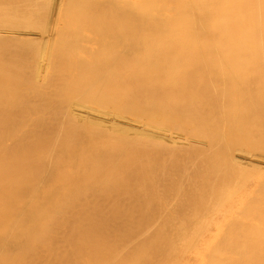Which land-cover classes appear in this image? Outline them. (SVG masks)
<instances>
[{
	"label": "bare ground",
	"instance_id": "1",
	"mask_svg": "<svg viewBox=\"0 0 264 264\" xmlns=\"http://www.w3.org/2000/svg\"><path fill=\"white\" fill-rule=\"evenodd\" d=\"M0 39V264H264V0H0Z\"/></svg>",
	"mask_w": 264,
	"mask_h": 264
},
{
	"label": "rangeland",
	"instance_id": "2",
	"mask_svg": "<svg viewBox=\"0 0 264 264\" xmlns=\"http://www.w3.org/2000/svg\"><path fill=\"white\" fill-rule=\"evenodd\" d=\"M87 30H88V29H87ZM88 31H90V32L85 31V32H83V34L85 33V35L87 34L88 37H90V36L92 37V35H94V34H93V31L90 30V29H89ZM91 32H92V33H91ZM91 34H92V35H91ZM65 35H67V33H65ZM85 35H83V36H85ZM5 36H7L6 38H7L8 41L10 40L9 38H11V36H12V38H13V35L10 36V34H9V35H5ZM8 36H9V37H8ZM14 37H15V36H14ZM3 38H4L3 41L6 40L5 37H3ZM12 38H11V39H12ZM92 38H94V36H93ZM95 38H96V36H95ZM95 38H94V39H95ZM13 39H14V38H13ZM13 39H12V40H13ZM23 39H24V40H23ZM0 40H1V39H0ZM12 40H10L9 42L5 41V43H6V42H7V43H10V42H11V43H16V42H18V44H19V41H20L21 39H15L14 42H12ZM17 40H18V41H17ZM25 40H26L25 38H22V42L25 43L26 41H28V39H27L26 41H25ZM15 41H16V42H15ZM0 42H2V41H0ZM2 43H3V42H2ZM5 43H3V44L5 45ZM7 43H6V44H7ZM21 44L23 45V43H21ZM21 44H20L19 46H21ZM26 44H27V46H25L26 49H30V47L32 48V46H33L34 44H35L36 47H37V44L34 43V42H32V44H31V42H30V44H31L32 46H31L29 43H27V42H26ZM28 44H29V46H28ZM83 44H84V45H87V46H90V47H93V46L96 47V45H93V44L91 45V44H87V43H82L81 46H83ZM0 45H1V44H0ZM15 45H16V44H15ZM35 45H34V47H35ZM23 46H24V45H23ZM23 46H22V47H23ZM36 47H35V50H36ZM55 48L57 49V45H56V46L54 45V49H55ZM33 49H34V48H33ZM56 51H57V50H56ZM56 51H55V52H56ZM56 53H57V52H56ZM33 58H34V57H33ZM35 59H36V58H35ZM35 59H34V60H35ZM33 62H36V60L33 61ZM46 62H47V65H48V63H49L48 59H46ZM29 63H30V62H29ZM33 64L35 65V63H32V62H31L30 65H29L30 67H27L28 62H27L26 64H24V68H25V69L23 70V74H26V73H27V74H33V75H34L35 71H34L33 68H32V67H34ZM25 66L27 67V69H26ZM31 66H32V67H31ZM48 66H49V65H48ZM29 68H30V69L32 68V69L30 70ZM46 68H47V67H46ZM47 69H48V70H46L47 72H49V73L52 72L51 70H49V69H51L50 67L47 68ZM28 70H30V71H28ZM32 70H33L34 72H32ZM24 71H26V72L24 73ZM28 72H29V73H28ZM50 74H51V73H50ZM50 74H49V75H50ZM41 80H42V81H41ZM41 80L39 79V81H40V82H38L39 86H38V84H37L36 86H33V85H29V84H27V85H23V86H22V89H23V90L26 89L25 91H27L28 86H29V88L32 86L33 88H36V89H38V90L40 91V90L44 87V86H43L44 81H43V79H41ZM25 86H26V87H25ZM45 86H46V85H45ZM23 87H25V88H23ZM32 87H31L30 89H32ZM45 88H46V87L43 88L45 91H46V90H47V91H50V89H49L48 87H47V88H48L49 90H48V89H45ZM50 88H51V87H50ZM30 89H29V92L31 93V91H32V93L34 94V91H35V90H33V89L30 90ZM44 90H42V91L44 92ZM42 91H41V92H42ZM52 91H53V90H52ZM27 92H28V91H27ZM29 92H28V93H29ZM50 92H51V91H50ZM50 92H49V94H51ZM46 93H47V92H46ZM46 93L44 92V94H43V93H41V94L46 95ZM36 94H37V93H35L34 96H35ZM47 94H48V93H47ZM49 94H48V95H49ZM29 97L31 98V97H33V95L31 94V96L29 95ZM38 97H39V96H38V94H37V98H38ZM33 98H34V97H33ZM33 98H31V99H33ZM35 99H36V98H35ZM35 99H34V100H35ZM39 104H41V103H39ZM43 105H46V104H42V106H43ZM42 106H40V107H42ZM4 118H5V117H4ZM109 118H110V117H109ZM109 118H108V120H110ZM2 119H3V118H2ZM30 119L33 120L32 117H31V118H28V120H30ZM34 119L36 120L37 117L34 118ZM45 119H47V118H45ZM45 119H44V120H45ZM103 119H104V121H105L106 118H105V117H104V118L102 117V119H97L98 121H97V120H93V119H92V120L94 121L93 123H99V122H101ZM37 120H38V119H37ZM48 120H51V119H48ZM99 120H100V121H99ZM108 120L106 119L105 122L103 121V122H102V125H103L104 127H106V126H110V128H111V127H112L111 125H113L114 123H116V120H112V119H111L112 121H111V122L109 121L111 124H109ZM106 123H108V125H107ZM107 128H108V127H107ZM170 143L172 144L171 140H169V143H168V144H170ZM151 155L154 156V157H151ZM151 155L149 156V158H151L150 160H152V159H154V158L156 157L155 154H151ZM161 157H162V156H161ZM149 158H146V159L144 158L145 160H144L143 158H141V160H142V161L144 160V163H146V162H145L146 160H147V161H150V160H148ZM155 159H156V158H155ZM159 159H160V156H159ZM262 159H263V158H262ZM262 159H261V160H262ZM141 160H139V161H141ZM263 160H264V159H263ZM74 161H76V159H74ZM77 161H79V159H77ZM77 161H76L74 164H76ZM141 163H142V162H140L139 164H141ZM147 163H148V162H147ZM147 163H146V164H147ZM151 163H152V162H151ZM137 165H138V164H137ZM137 165H136L135 167H137ZM141 165H144V164H141ZM147 165H148V164H147ZM259 165H260V166H259L258 168H260V169H259V170H257L258 168L256 169L258 173H256V170H255V169H254L255 171H253L255 174H257V175L259 176V178H258L257 176H256V178H254L255 175L253 176V175L251 174V172H249V170H247L248 168L243 167V171H244V172H247V173L249 172V175H252V176L250 177L251 179L249 178V176H247L250 180L253 179V181H254V182H252V186L249 185L251 188H253V186H254V188H253L251 191H253V190L256 188V186H255L256 184L258 185L257 180H258V181H262V182L264 181V174H262V173L264 172V170L261 169V167H262L261 165L264 166V161L259 162ZM75 166H76V165H75ZM75 166H74V167H75ZM74 167H73V169H75ZM236 171L239 172V169H237ZM250 171H252V169H250ZM253 172H252V173H253ZM162 173H164V172H162ZM162 173H161V174H162ZM236 173H237V172H236ZM254 173H253V174H254ZM126 174H127V173H126ZM259 174H260V175H259ZM247 175H248V174H247ZM260 176H261V177H260ZM259 179H260V180H259ZM248 181H249V180H248ZM255 181H256L257 183H256ZM249 182L251 183V181H249ZM250 183H248V184H250ZM253 183H254L255 185H254ZM249 186H248V188L246 189L247 192L250 191V187H249ZM187 188H188V187L185 186V190H186V191H187V190H190V189H189L190 187H189L188 189H187ZM246 191H245V192H246ZM188 192H189V191H187V193H188ZM243 192H244V191H243ZM235 198H237V197H235ZM240 199H241V198H240ZM240 199L237 198V199H236L237 202H238V200L240 201ZM233 200H235V199H233ZM230 201H231V200H230ZM227 202H229V201H227ZM232 202H233V201H232ZM229 203H230V202H229ZM229 203H228L227 205H225L226 207H224L223 205H220V207H219V212L214 213L215 215H214V214H210V215H209V216H211V215H212V216H216V215L218 214V216H219V214H221V215H220L221 217H220V219L218 220L219 222H218L217 224H218L219 227H222L223 229H226V227H227V226H225L226 224H224V223H225V222H228L229 225H231L233 222H235V220H234L235 218H233L234 215H237V214L239 213V212H235V210H230V212H231V213L234 212V214H233V213L231 214L229 211H228V212H224L222 207H224V209H228V207H229V206H228ZM238 203H239V202H238ZM230 205L232 206V203H231ZM227 206H228V207H227ZM221 209H222V210H221ZM220 210L223 211V212L220 213ZM228 213H229V214H228ZM230 214H231V215H230ZM232 215H233V216H232ZM239 215H240V213H239ZM239 215H237L238 218L241 216V215H240V216H239ZM225 216H226V217H225ZM237 216H235V217L237 218ZM224 217H225L226 219H225ZM230 217H231V220H229ZM218 218H219V217H218ZM223 218H224V219H223ZM232 218H233V219H232ZM238 218H237V219H238ZM240 218H241V217H240ZM224 220H227V221H224ZM228 220H229V221H228ZM230 221H232V222H230ZM223 222H224V223H223ZM221 223L224 224V225H221ZM224 227H225V228H224ZM226 232H227V231H226ZM213 233H214V231H213ZM199 245H200V247H199ZM197 247H198V248H201V247L204 248V247H206V245H205V244L203 245V243H200V244L197 245Z\"/></svg>",
	"mask_w": 264,
	"mask_h": 264
}]
</instances>
